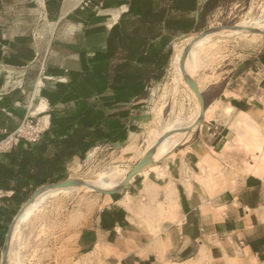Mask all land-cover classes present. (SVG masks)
<instances>
[{"label":"crops","instance_id":"obj_1","mask_svg":"<svg viewBox=\"0 0 264 264\" xmlns=\"http://www.w3.org/2000/svg\"><path fill=\"white\" fill-rule=\"evenodd\" d=\"M167 1L0 0V142L28 116L43 129L36 143L0 151L1 264L12 223L41 186L64 181L92 148H123L147 122L150 81L166 47L188 34L186 8ZM263 35L206 107L218 105L212 119L148 178L105 191L77 236L82 255L98 247L106 264H264ZM142 205L154 233L138 222Z\"/></svg>","mask_w":264,"mask_h":264},{"label":"rangeland","instance_id":"obj_2","mask_svg":"<svg viewBox=\"0 0 264 264\" xmlns=\"http://www.w3.org/2000/svg\"><path fill=\"white\" fill-rule=\"evenodd\" d=\"M253 20L264 21V0H216L213 8L204 18V22L198 17V21H201L200 24L204 25L201 30L178 37L166 47L164 60L152 77L147 91V122L130 132L129 140L123 148L113 149L106 146L89 150L74 165L81 168L77 177L80 179L93 178L110 168L131 173L143 160L141 155L161 133L165 122L181 115L188 123L196 113V99L194 94L189 91L188 86L183 84L178 77V67L173 62L175 47L181 49L187 47L192 37L195 38L196 33L208 30L221 31V29L237 31L238 25ZM261 31H264V28ZM252 34L255 35L254 32L232 31L230 34L213 36L212 46L214 48L211 50L208 48L211 54L208 50L206 53L203 52L196 74L198 81L211 82L200 90L205 108L219 96L233 72L248 62L250 54L257 49L263 37H261L262 34L256 33L255 36ZM191 35H193L191 39L186 40V37ZM36 119L38 120V118ZM193 132L182 144L193 136ZM179 146L161 153L158 159L142 169L156 171V165L172 157ZM70 170L65 180L60 183L71 179ZM249 172L251 173V171ZM144 173V171L141 172V174ZM44 186L50 185L44 184L41 187ZM103 192L82 190V192H74V194L65 196L61 194L57 197L58 199H53L48 204L47 212H44L42 217L33 221L31 227L26 229L25 239L23 238L21 241V247L16 252L17 255L15 253L18 257H14V263L17 264L21 261V264H106L99 248L91 254V257L90 254L82 255L77 249L79 232L93 222L102 208ZM152 211L147 205H142L138 209L136 216L141 226L150 228L149 223L152 226H157V221L151 218L154 216ZM152 232L154 233L153 230ZM97 252H99V256H97Z\"/></svg>","mask_w":264,"mask_h":264},{"label":"bare ground","instance_id":"obj_3","mask_svg":"<svg viewBox=\"0 0 264 264\" xmlns=\"http://www.w3.org/2000/svg\"><path fill=\"white\" fill-rule=\"evenodd\" d=\"M262 28H264V21L253 20L248 23L244 22V24L238 25L236 27L237 31L229 30V29L227 30L221 29V31L208 30V31L196 33L194 35L195 36L194 39L192 37L193 35L186 37V40H190L192 37V40H190L187 47L183 49L175 47V53L173 54L174 55L173 62L175 66L178 67V72H177L179 73L178 77L183 82V84L188 86L189 91H191L192 94H194L195 99H196L197 110H196V113L190 118V121L188 123L184 121L181 115L165 122V124L162 127L161 133H159L157 138L152 142V144L146 150V152H144L141 155L142 156L141 158L145 162L144 169L146 166H149L156 159H158L161 153L163 154L167 150H170V149L172 150L176 148L177 146H179L180 144H182L183 142H185L188 135L197 128V126L200 124V122L203 119L205 118L212 119L213 115H216L214 113H216L215 110L217 109V107L211 106L209 108L203 109V105H202L201 99L198 94L200 90H202L204 86H207V84L210 81H207V80L198 81L197 76H196L199 61L202 59L201 56L203 52L206 53L208 48H210V50L214 48L212 46L213 36L216 34H224V33L230 34L232 31L233 32H245V33L254 32L255 35L256 33L260 35L264 33V31H261ZM210 50H208L209 53H210ZM195 87L197 90H195ZM227 114L229 115L230 112H228ZM242 116H245V115H242ZM245 118H243V120H245ZM262 157L264 158V156ZM80 169H79V166H74L70 170L71 179L67 181L68 185L63 186L61 184H58V185L45 186L41 188L40 190H38L31 197V199L25 204V206L22 208V210L16 216L14 222L12 223L13 225L7 236L5 246L3 249V253H2L3 254L2 264H15L14 257H18L16 256L17 255L16 252L18 248L21 247V243H22L21 241L23 240L25 236V233L27 231L26 229L28 227H31L33 221L42 217L44 212H47L46 210L49 208L48 204H50V202L53 201V199L55 198L58 199L57 197L61 194L65 196V195H69L72 193L74 194V192H78V193L82 192V190H86V192L87 190L88 191H99V192H103L104 190H107V189L122 190L126 186L127 181H128L127 174L130 173V172L129 173L121 172L120 170H117L116 168H110L106 171L101 172L96 177L80 179L79 177H77ZM144 169L140 170L139 173L144 171L145 177L148 178L149 171H145ZM255 170H256L255 167H250L251 172H254ZM150 191L149 189H146L145 193L147 196L151 194ZM103 193H105V191ZM127 202H130V201H127ZM150 224L151 223H149V226H151L150 227L151 230L155 231V228ZM97 248L98 247H96V249ZM99 252H97V256H99L98 255ZM106 253H104L105 256H106ZM91 254H90V257H91ZM17 264H21V261H19Z\"/></svg>","mask_w":264,"mask_h":264},{"label":"trees","instance_id":"obj_4","mask_svg":"<svg viewBox=\"0 0 264 264\" xmlns=\"http://www.w3.org/2000/svg\"><path fill=\"white\" fill-rule=\"evenodd\" d=\"M215 1L216 0H204L203 2H201L200 0H198V1L197 0H168L167 2H165V4L168 5V2H172L173 4H175L176 9H179L181 7L182 12H183L184 8H186V12L188 14V22H187L188 26L186 29H184V27H182L181 31H184L185 33L189 34L192 31H199L204 27V25L200 24V22L202 20L204 22V18L207 16L208 12L211 11V9L213 8V4ZM196 11L201 14V16H200L201 21L198 22L196 25H194L195 18L192 17V14L195 13ZM163 15H164V10H161L156 15L148 13L147 19H151L152 17H159L161 19V17ZM170 25H171L170 30L173 34L175 32H177V30H179L178 29L179 21L175 20L173 17L171 19ZM182 25H183V21H182Z\"/></svg>","mask_w":264,"mask_h":264},{"label":"built area","instance_id":"obj_5","mask_svg":"<svg viewBox=\"0 0 264 264\" xmlns=\"http://www.w3.org/2000/svg\"><path fill=\"white\" fill-rule=\"evenodd\" d=\"M84 5H88V2H85ZM42 131L41 122L34 116H28L14 132L6 134L0 142V151H10L21 141L36 143L40 139Z\"/></svg>","mask_w":264,"mask_h":264},{"label":"water","instance_id":"obj_6","mask_svg":"<svg viewBox=\"0 0 264 264\" xmlns=\"http://www.w3.org/2000/svg\"><path fill=\"white\" fill-rule=\"evenodd\" d=\"M195 90H197L196 89V87H195ZM198 92V91H197ZM199 94V97H200V99H201V102H202V105H203V109H205V107H204V99H203V96H202V93L201 92H199L198 93ZM145 166V162H144V160H142L133 170H132V172L129 174V176H128V181H127V184H128V182H130V180L132 179V177L133 176H135L143 167ZM61 185H63V186H65V185H68V182H64V183H60Z\"/></svg>","mask_w":264,"mask_h":264}]
</instances>
